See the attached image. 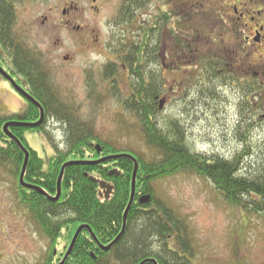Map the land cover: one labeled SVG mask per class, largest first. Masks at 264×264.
Here are the masks:
<instances>
[{
	"label": "rangeland",
	"instance_id": "1",
	"mask_svg": "<svg viewBox=\"0 0 264 264\" xmlns=\"http://www.w3.org/2000/svg\"><path fill=\"white\" fill-rule=\"evenodd\" d=\"M111 1L108 10L95 19L91 47L87 46L84 37L74 38V35L43 26L42 15L47 3L43 0L15 3L14 35L18 43L30 48L38 58L60 101L76 111L82 122H87L88 129L101 143L135 160L151 163L158 159L156 153L146 146L136 120L120 103L128 98L130 91V74L125 61L129 60L130 54L133 59L141 37L137 39L135 34L132 35L131 26L127 34L121 35L115 26L116 6ZM241 1L252 3L251 0ZM219 3L205 5L204 9L222 13L228 3ZM253 4L238 3L236 8L239 11L243 7L261 9L259 0L257 5ZM156 8L153 5L145 7L139 13L144 14L137 15V19L146 20L145 15ZM187 10L184 12H190ZM173 11L180 12V7H173ZM82 16L79 23L85 24L90 18L88 14ZM208 31L212 38L210 44L203 43L202 48H197L201 54L192 58L189 55L188 62H200L202 54L231 58L233 44H237L236 37L223 32L217 33L218 37ZM171 38L174 39L169 30L163 32L158 44L162 51L168 43L173 46ZM262 42L261 46L253 43L251 49L248 48L251 70L254 65V74L259 76L264 74ZM158 56L162 60V54ZM165 64L164 67L156 65L151 58L143 63L158 72L167 86L168 94L160 95L165 103L156 116L160 127L165 128L168 122L177 124L188 148L206 158H237L243 176L254 177L262 173L264 89L261 100H253L251 83L245 84L242 79L235 83L206 79L194 68L185 71L175 62L173 52L171 62L165 60ZM106 66L116 72L112 80L105 76ZM181 82V87L177 88L176 83ZM24 108V102L12 95L9 86L0 78V117L19 113ZM47 130L51 141L62 146V127L49 122ZM24 138L29 148L41 158L52 154L41 134L27 131ZM91 145L94 150L101 148L97 142ZM114 170L118 171L111 168L110 172ZM152 189L154 198L164 202L187 224L195 264H264L263 215L242 213L229 206L209 181L186 173L154 180ZM18 192L11 168L8 165L0 167V264H42L50 247L19 201ZM64 246L61 239L52 250L53 255L59 257Z\"/></svg>",
	"mask_w": 264,
	"mask_h": 264
},
{
	"label": "trees",
	"instance_id": "2",
	"mask_svg": "<svg viewBox=\"0 0 264 264\" xmlns=\"http://www.w3.org/2000/svg\"><path fill=\"white\" fill-rule=\"evenodd\" d=\"M20 1L0 0V45L10 59L13 51L12 69L27 80L28 83L23 87L42 107L44 120L42 125L35 129L14 126L9 130L25 147V132L39 133L45 137L53 152V155L43 159L33 150H29L24 180L54 197L62 166L74 161L83 164L65 168L61 194L56 202L37 192L22 189L18 184V177L24 155L16 144L4 135L2 126L7 122H36L40 117L39 108L34 103L26 102L24 113L0 117V167L8 165L11 168V174L17 181L19 201L49 244L50 250L42 264H58L80 226H87L97 242L103 246L116 239L122 230L124 211L130 200L134 164L127 154L115 151L95 137L88 129L87 122H82L76 111L62 103L52 90L48 76L33 51L16 43L13 32L17 18L15 3ZM206 13L211 15L215 12L203 7L202 14L207 15ZM201 23L209 29L208 24L213 22L204 18ZM202 38L207 39L205 35L201 36ZM152 39L154 38L143 34L136 45L135 56L138 59L135 56L131 59L130 54L129 60L125 61L127 73L130 74V91L128 98L120 103L123 109L134 117L146 146L156 153L158 159L151 163L136 159L138 168L134 200L120 239L107 251L95 250V241L84 229L63 264H153L152 261L156 264H195L192 261L194 248L187 224L164 202L155 199L152 189V181L181 173L209 181L224 202L242 213L264 216V170L254 177L243 176L240 174L241 167L237 158L210 159L194 153L186 145L183 131L177 124L171 121L173 123L168 122L165 128H161L157 123L156 116L161 110L158 99L160 95L168 94V91L159 73L143 65L150 58L154 64L161 65V60L158 59L159 50H153ZM159 40L160 37L156 36L157 43ZM199 47L202 48L203 44L188 48L191 58L201 54L200 50L194 52ZM213 55L208 57L202 54L200 62L214 64L222 61L220 57L216 59ZM212 68L214 74L209 78L218 80L219 68ZM252 69V99L261 100L264 89L263 76L254 74V65ZM115 73L112 67H105L108 80H112ZM224 77L228 83L238 82V71L234 69L233 76ZM181 85L182 82L176 83L177 88ZM49 122L62 127L63 148L51 141L46 129ZM92 142L101 145L100 154L93 149ZM108 156L118 158L102 164L93 163ZM111 168L118 169L120 173L111 175ZM89 177L112 183V196L108 200L101 199L98 196V185L90 181ZM144 196H149L150 199L141 204L140 199ZM61 239L64 240L65 246L63 253L57 257L56 254L53 255L52 250Z\"/></svg>",
	"mask_w": 264,
	"mask_h": 264
},
{
	"label": "flooded vegetation",
	"instance_id": "3",
	"mask_svg": "<svg viewBox=\"0 0 264 264\" xmlns=\"http://www.w3.org/2000/svg\"><path fill=\"white\" fill-rule=\"evenodd\" d=\"M35 1V0H34ZM49 2L44 6V13L42 15L44 22L42 25H47L50 30L57 31L61 30L67 35H74L75 37H84L87 46L91 47V38L95 33V19L98 18L104 10H108L109 3L111 0H43ZM115 11V26L120 30L121 35L128 33V28L131 26L133 34L136 38L142 37L146 34L148 38H154L151 40L153 50L158 49L159 54H162L161 67L166 66L165 60L171 62L172 52L175 56V62L179 63L180 69L183 68L185 71L188 68H196L199 72L204 75L206 79L214 74L213 66L219 68L217 75L219 79L227 82L224 75L233 76V70L238 71V80H243L245 84L251 81V47L254 44L259 46L264 41V2L259 0L261 3L259 6L261 9H251L249 7H243L240 11L236 8V4L241 5H257V0H251L252 3L242 2L241 0H112ZM215 2H227V8L223 12L215 11L214 14H202L203 7L210 5ZM157 6L156 9L149 11L146 16V20H138L137 15L144 10L145 7ZM226 6L225 4H223ZM246 5V6H247ZM180 7V12H174L173 7ZM183 6V7H181ZM229 8V9H228ZM232 8V10H231ZM188 9L190 12H184ZM187 10V11H188ZM183 12V13H182ZM87 15L89 18L85 24H80L82 15ZM207 18L210 22L207 27L212 31L210 35L223 32L222 34H228L232 37H236L237 44H233L232 55L230 57L220 56L221 62H188L186 59L190 55L188 48L190 46H197L200 44H210L211 36H209L202 27V21ZM131 21V24H130ZM135 23L138 24L135 26ZM169 30L174 39H170L173 43L167 44L163 51L160 48L159 41L157 43L156 36L163 35V32ZM144 32V33H143ZM141 33H143L141 35ZM175 36H174V35ZM208 34L205 38L201 39V36ZM219 37V34H217ZM124 37V36H123ZM88 38V39H87ZM211 38V39H210ZM199 39L200 41L198 42ZM254 43V44H253ZM164 52V53H163ZM192 52V51H191ZM194 52H197L195 49ZM0 67L3 68L12 80L18 86H24L28 82L25 78L16 74L12 69V58L13 51L11 52V59L0 45ZM213 56L219 58V55L214 54ZM210 57V56H208ZM161 57L158 56V59ZM136 59L138 57L136 56ZM65 60H69L66 58ZM241 73L243 75H241ZM264 80V74L261 73ZM258 76V74H257ZM5 79V78H4ZM5 83L9 85V91L12 95H15L18 99H22L17 92L11 87V84L5 79ZM26 92L27 89L22 87ZM27 108V106H25ZM25 112V108L21 113ZM108 183V182H107ZM112 187V191L108 198H105V191L101 190L98 186V196L103 200H108L113 193V184L108 183ZM98 185V184H97ZM23 190H26L22 188ZM29 191V190H26ZM32 192V191H30ZM100 247L96 244L95 250H99Z\"/></svg>",
	"mask_w": 264,
	"mask_h": 264
},
{
	"label": "water",
	"instance_id": "4",
	"mask_svg": "<svg viewBox=\"0 0 264 264\" xmlns=\"http://www.w3.org/2000/svg\"><path fill=\"white\" fill-rule=\"evenodd\" d=\"M0 74L5 78L7 79L11 84L12 86L14 87V89L21 95L23 96V98H25L27 101H30L32 103H34L38 108H39V111H40V119L39 121H37L36 123H7L3 126V132L5 133V135L12 141L15 142V144L17 145V147L24 153V162H23V165H22V169H21V173H20V177H19V183L20 185L23 187V188H26V189H29V190H32V191H35L37 192L38 194L46 197L47 199L53 201V202H56L59 197H60V193H61V180H62V177H63V172H64V169L68 166H71V165H79V164H83L81 162H68L66 163L65 165L62 166L61 168V171H60V175L58 177V180H57V191H56V196L54 198L50 197L44 190H42L41 188L39 187H36V186H32V185H29V184H26L24 182V174H25V170H26V166H27V162H28V152L26 151L25 148H23V146L21 145L20 141L18 139H16L9 131H8V128L11 127V126H16V127H22V128H31V129H34V128H37L41 125L42 121H43V110L41 108V106L29 95L27 94L25 91H23L21 88H19L14 82L13 80L0 68ZM163 100L160 101L159 103V108L161 109L163 107ZM98 153H100V150H98ZM118 156H112V157H107V158H104V159H101L100 161H97L96 163H103V162H106V161H110V160H115L117 159ZM132 161H133V164H134V169H133V172H132V179H131V193H130V200H129V203L124 211V215H123V227H122V230L121 232L119 233V235L116 237V239L110 243L109 245L107 246H101L98 244L97 240L95 239V237L93 236L91 230L87 227V226H80L73 238H72V241L66 251V254L63 258V260L59 263V264H63V262L67 259V257L69 256V254L71 253L74 245H75V242H76V239L78 237V235L80 234V232L82 230H87L90 234V236L92 237V239L94 241H96V243L99 245V247L103 250V251H107L109 250L121 237V235L123 234L124 232V229H125V221H126V217H127V214L130 210V207H131V204L134 200V193H135V181H136V173H137V168H138V164L137 162L132 158V157H129ZM113 173V172H112ZM90 181L94 182V183H98L99 184V187L103 190H105V198H108L111 191H112V187L110 185H107L105 182H99L97 181L95 178H92L90 177L89 178ZM149 201V196H145L143 198L140 199V203L141 204H145ZM153 264H156L155 261H152ZM143 264V263H142Z\"/></svg>",
	"mask_w": 264,
	"mask_h": 264
}]
</instances>
